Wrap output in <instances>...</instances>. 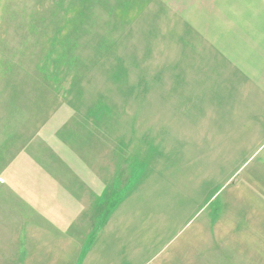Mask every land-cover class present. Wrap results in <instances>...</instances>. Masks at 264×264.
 Here are the masks:
<instances>
[{
  "label": "crops",
  "instance_id": "0c3cea01",
  "mask_svg": "<svg viewBox=\"0 0 264 264\" xmlns=\"http://www.w3.org/2000/svg\"><path fill=\"white\" fill-rule=\"evenodd\" d=\"M226 1L213 26L199 16L188 43L165 42L180 56L154 64L148 85L134 89L132 119L122 118L132 159L113 167V151L103 170L85 150L69 170L26 183L18 232L0 236V264H235L222 249L215 201L222 178L232 181L264 145V0ZM210 78L212 92L200 91ZM89 164L91 172L75 173ZM95 206L108 212L92 220ZM195 207L209 217L190 215Z\"/></svg>",
  "mask_w": 264,
  "mask_h": 264
},
{
  "label": "rangeland",
  "instance_id": "374dc122",
  "mask_svg": "<svg viewBox=\"0 0 264 264\" xmlns=\"http://www.w3.org/2000/svg\"><path fill=\"white\" fill-rule=\"evenodd\" d=\"M218 1L222 10L229 5L226 0H0L1 237L4 231L18 232L27 182L69 170V160L85 150L103 170L107 166L99 164L113 151V167L122 156L132 159L131 131L122 118L132 119L134 89L160 69L154 64L180 56V47L165 42L188 43L184 35L197 27L199 16L213 26ZM153 38L152 50L144 49ZM207 69L214 72V64ZM214 86L206 79L200 91L211 93ZM256 150L248 163L238 164L232 181L222 178L215 201L222 209L217 217L222 249L235 264H264V145ZM90 169L89 164L75 173ZM109 206L115 203L104 208ZM207 210L195 207L190 215L204 211L199 218H207ZM107 212L95 206L91 219Z\"/></svg>",
  "mask_w": 264,
  "mask_h": 264
}]
</instances>
